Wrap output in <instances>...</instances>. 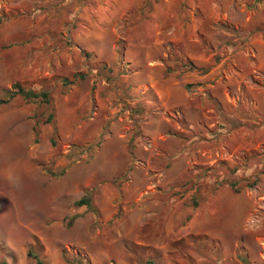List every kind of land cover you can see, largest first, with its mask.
Here are the masks:
<instances>
[{
	"label": "rangeland",
	"instance_id": "1",
	"mask_svg": "<svg viewBox=\"0 0 264 264\" xmlns=\"http://www.w3.org/2000/svg\"><path fill=\"white\" fill-rule=\"evenodd\" d=\"M0 99V264H264V0H0Z\"/></svg>",
	"mask_w": 264,
	"mask_h": 264
},
{
	"label": "trees",
	"instance_id": "2",
	"mask_svg": "<svg viewBox=\"0 0 264 264\" xmlns=\"http://www.w3.org/2000/svg\"><path fill=\"white\" fill-rule=\"evenodd\" d=\"M11 91V90H10ZM21 94L25 96L26 98H38L40 95H43L44 97L48 96L46 92L38 93L32 90H24L20 87H17L15 91H12V95ZM6 102V99H0V104ZM77 205H90L89 198L82 197L80 200H78ZM1 264H7L6 262H2Z\"/></svg>",
	"mask_w": 264,
	"mask_h": 264
},
{
	"label": "bare ground",
	"instance_id": "3",
	"mask_svg": "<svg viewBox=\"0 0 264 264\" xmlns=\"http://www.w3.org/2000/svg\"><path fill=\"white\" fill-rule=\"evenodd\" d=\"M8 165V164H7ZM6 166V165H5ZM4 167V166H3ZM9 167V166H8ZM8 167H6V170L8 169ZM4 169V168H3ZM10 169V168H9ZM3 172H4V170H3Z\"/></svg>",
	"mask_w": 264,
	"mask_h": 264
}]
</instances>
